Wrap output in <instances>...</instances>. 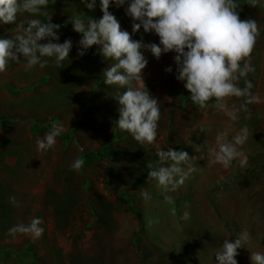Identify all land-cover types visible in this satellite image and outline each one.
Masks as SVG:
<instances>
[{"label": "rangeland", "instance_id": "rangeland-1", "mask_svg": "<svg viewBox=\"0 0 264 264\" xmlns=\"http://www.w3.org/2000/svg\"><path fill=\"white\" fill-rule=\"evenodd\" d=\"M126 8L127 5L119 8L112 5L109 11L121 28L131 34L133 21L126 15ZM48 12L53 16L52 22L61 26L57 33L59 42L70 39L73 48L61 68L50 63L44 69L37 66L25 71L24 60L10 66L19 81L12 82L9 88L17 99L0 105L15 112L6 116V127L0 120V171L4 172L0 177V264H102L106 257L109 264H116L115 261L128 259L133 252L138 264H159L161 250L151 246L146 229L144 231V227L154 225H168L174 227V231H179L180 225L191 227L190 241L182 252L187 261L192 256L205 264L214 262L212 233L206 227H238V233L247 229L254 237L250 250H264L263 151L246 152L248 158L253 156L243 168L238 165L230 169L220 165L210 169L202 167V171L193 174L176 192L167 193L175 202L174 215L173 206L168 204L167 211H154L146 205L142 214L141 200L137 198L133 182L148 179L149 170L141 153L144 149L148 154L155 153V148L141 145L127 132L115 128L119 118V105L114 99L117 89L104 84L102 75L110 62L99 54L97 46L80 56L81 35L73 31L69 22L74 14L99 19L103 13L99 5L95 11H89L80 0H56ZM25 18L27 14L20 17ZM36 18L46 19L44 16ZM14 28L15 25H0V36L6 37V31L9 32L7 37L10 36ZM132 38L159 43L158 36L146 34L143 29ZM145 56L148 65L143 80L149 92L161 102L157 140L160 148L190 151L192 157L200 144L195 143V152H192L189 145H182L181 138L193 133L196 140L200 134L205 135L207 142L200 145V149L207 151L215 143L214 110L210 107L205 115L197 107L188 109L192 104L190 93L175 78V53L164 54L159 60L151 53ZM168 67H172V73L166 71ZM201 121L210 128L207 134L197 130ZM53 122H62L65 132L57 138L53 149L38 151L36 139L42 137ZM107 144L119 155L118 162L105 157L84 160L85 154L98 152ZM78 157L85 163L77 171L72 164ZM205 172L209 182L201 189ZM151 186L149 189L148 184L146 190L163 194L155 184ZM103 190L108 193L106 200L99 198ZM70 195L77 199H69ZM71 201L78 207L67 209L71 215H65ZM127 204L139 218L141 227L133 238L134 246L129 247L120 237L118 228L133 226ZM184 212L190 213L188 221L182 219ZM34 217L44 221L45 231L39 239L8 234L14 225L27 224ZM238 251V264H247V261L251 264L250 251Z\"/></svg>", "mask_w": 264, "mask_h": 264}, {"label": "clouds", "instance_id": "clouds-1", "mask_svg": "<svg viewBox=\"0 0 264 264\" xmlns=\"http://www.w3.org/2000/svg\"><path fill=\"white\" fill-rule=\"evenodd\" d=\"M247 2L253 7H264V0ZM55 3L56 0H0V25H15L10 36H0V73L20 60L26 61L25 71H31L37 66L44 69L50 63L61 68L69 59L73 43L70 39L59 42L57 33L61 26L52 22L53 16L48 12ZM80 4L89 11H95L99 5L103 15L99 19L82 18L79 14L70 16L73 31L81 35L78 54L83 56L97 46L99 54L110 62L102 75L104 84L117 89L114 99L119 105V118L115 128L127 132L141 145L155 148L158 163H147V181L154 182L165 194L164 201L173 206V214L175 202L167 193L176 192L193 174L203 170L196 163L198 160L206 159L207 167L220 165L224 169L247 165L244 146L249 139V128L234 126L239 123L241 113L251 115L249 105L261 99L248 79L255 72L251 53L261 30L256 19H241V0H80ZM112 5L118 8L127 5L126 15L133 21L131 34L121 28L109 11ZM25 14L28 18L20 19ZM39 16L46 19L36 18ZM141 29L158 36L159 43H145L142 38L134 40L132 36ZM145 53H151L157 60L164 54L175 53V78L190 93L191 103L205 115L211 107L227 116L228 124L216 132L214 145L200 152L198 158L171 147L160 148L157 140L161 102L149 92L143 80L148 65ZM166 71L172 73L173 69L168 67ZM197 130L207 134L210 128L201 121ZM64 132L62 122H53L36 139L37 150L53 149ZM84 163L78 157L72 168L78 171ZM140 194L146 203L152 200L148 190ZM182 219L188 221L190 213L184 212ZM43 225L41 218L34 217L27 224L14 225L8 234L39 239L45 231ZM253 241L247 229L237 233L234 239H225L214 253L215 264H238L236 257L240 249L250 251L251 264H264V250H250Z\"/></svg>", "mask_w": 264, "mask_h": 264}, {"label": "crops", "instance_id": "crops-1", "mask_svg": "<svg viewBox=\"0 0 264 264\" xmlns=\"http://www.w3.org/2000/svg\"><path fill=\"white\" fill-rule=\"evenodd\" d=\"M240 17L241 19H248V18L256 19L258 22L259 28L261 30L260 38H258L256 45L254 46V49L251 53V60H252V64L255 67V72L250 73L248 77V79H250L255 86L253 88V92L259 93L261 99L259 103L249 105L251 115H248L247 113H241V119L239 123L235 125L234 127L238 129L240 126H247L249 128V139L246 143V145L247 144L248 145L244 148V150L246 152L249 151L250 153L251 152L253 153L254 151L256 153H260L262 151L264 152V7H261V6L253 7L247 2V0H241ZM8 34L9 32L6 31L5 32L6 37ZM18 78L19 77L15 79L14 73L12 70H10V67L4 73H0V105L7 104L9 103L10 100L11 102H14V100L17 99L15 98V96L11 94L9 88L12 86L11 84L12 82L14 83V81H19ZM240 85L243 86L242 80L240 81ZM38 104L39 102L37 103V105ZM196 107L198 108V106L191 104L189 105L188 109L192 110V109H195ZM8 113L14 114L15 112H13L8 106L4 108L0 107V115H4L6 117L9 115ZM214 114H215L214 119H216L217 121L216 122L217 128L213 130L214 142H215L216 132L218 130H222L228 124V118L227 116L218 114L215 111H214ZM181 140H182V145H189L190 148L192 149L191 150L192 152H195L193 149L195 143H198L200 145H205V143L207 142V139L204 134H200V137H198V139L196 140V137L193 133L182 137ZM200 145H198L197 147L199 148L198 149L199 152L196 151L197 155L196 154L193 155L196 158H198L201 155L200 152H206L205 149L203 148L200 149ZM144 151L143 153H141V157L145 160V164H147L148 162H152L153 164L158 163V158L156 157V154L154 152H152V154H148V151H145V152ZM188 154L191 157L190 151L188 152ZM252 156L253 155H250V158H248L249 161L252 160ZM197 162L200 167H206V169L211 168V167H207L206 159L198 160ZM212 167H216V165ZM2 173L4 172L0 171V177H2ZM207 176H208V173L205 172V174L203 175L201 179V187H200L201 189L203 186L204 187L206 186L207 182H209L207 180L208 178ZM1 182H4V181H1ZM133 183L135 184L133 189L138 192L137 198L141 200L142 214H144V211L146 210V205H150L151 209L154 211H157V210L167 211L168 210V207L166 205L167 203L163 201L164 200L163 195H165L164 193L163 194L162 193L152 194V200L150 202L146 203L143 200V197L141 196L140 193L143 190H146L148 188L147 187L148 184H149V189H151L152 187L151 185L155 184L154 182H150V181H147V179H144L142 183H139V181H136L134 179ZM106 196H108V193L103 190L99 198L101 199L105 198L106 200L107 199ZM195 196L198 197L199 195L195 194ZM69 199L74 201L77 198L70 195ZM153 200H155V203H153ZM69 205H70V208H65V215H71V211H66L67 209L74 210L78 207L77 203H73L72 201H71V204ZM127 206L128 208H130L129 204H127ZM131 212H132L131 215L133 217L130 215L129 218L133 226L132 227H118L119 232L121 233L120 237L126 243L127 247H129L130 245L134 246L133 238H135V236L139 233V230L141 228L139 225V218H137L134 215L135 213L132 210ZM173 228L174 227H168V225L166 227L165 226L156 227V225H154L153 227H144V231L146 229L145 234L148 235L147 238H149V240L152 243L151 246H153L156 249L159 248L161 250L160 251L161 259L159 261V264H205L206 262L203 263L202 259H200L201 261L194 260L192 256L190 257V260L187 261L186 257L184 258L182 255L183 249H185L188 246V243L191 238V231H192L191 227H184L183 225H180L179 231L177 230L174 231ZM206 228L209 230V232L212 233L211 242H212V246L215 247V251L218 250L222 246V243L225 239H234L236 234L238 233V227H229V229H227V227H213V228L206 227ZM168 255L170 256L169 258H163L164 256L167 257ZM136 258L137 257L135 253L133 252V255L129 256L128 259L127 257H124V258L118 259V261H115V263L116 264H138ZM108 260L109 259L106 257L104 259V262L102 261V264H109ZM213 261L214 262H212L211 264H215V258ZM248 262L249 261H247V264Z\"/></svg>", "mask_w": 264, "mask_h": 264}, {"label": "trees", "instance_id": "trees-1", "mask_svg": "<svg viewBox=\"0 0 264 264\" xmlns=\"http://www.w3.org/2000/svg\"><path fill=\"white\" fill-rule=\"evenodd\" d=\"M189 97H190V95H189ZM0 120L2 122L3 127H6L7 126V118L4 115H0ZM104 157L108 158V159L112 158V160L114 162H118V160H119V155H117V154L115 155L111 146H109L108 144L102 146V148L98 152H91V153L85 154L84 160L90 161V160H95V159L104 158ZM113 170H114V172H116V168L113 167ZM106 184L110 185L108 183V181L106 182ZM136 241H138V240H136Z\"/></svg>", "mask_w": 264, "mask_h": 264}]
</instances>
